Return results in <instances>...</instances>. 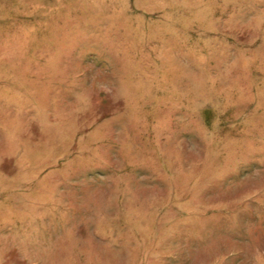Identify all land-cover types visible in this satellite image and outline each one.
Returning <instances> with one entry per match:
<instances>
[{
	"label": "rangeland",
	"instance_id": "374dc122",
	"mask_svg": "<svg viewBox=\"0 0 264 264\" xmlns=\"http://www.w3.org/2000/svg\"><path fill=\"white\" fill-rule=\"evenodd\" d=\"M0 264H264V0H0Z\"/></svg>",
	"mask_w": 264,
	"mask_h": 264
},
{
	"label": "bare ground",
	"instance_id": "6f19581e",
	"mask_svg": "<svg viewBox=\"0 0 264 264\" xmlns=\"http://www.w3.org/2000/svg\"><path fill=\"white\" fill-rule=\"evenodd\" d=\"M125 90H127V89H125ZM121 93H123V91H122ZM125 94H126V93H125Z\"/></svg>",
	"mask_w": 264,
	"mask_h": 264
}]
</instances>
